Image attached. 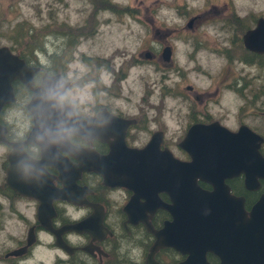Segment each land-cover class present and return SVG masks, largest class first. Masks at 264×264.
<instances>
[{"label":"rangeland","instance_id":"rangeland-1","mask_svg":"<svg viewBox=\"0 0 264 264\" xmlns=\"http://www.w3.org/2000/svg\"><path fill=\"white\" fill-rule=\"evenodd\" d=\"M233 12L239 15L241 20L236 22L240 23L229 21L224 29L225 14ZM194 13L199 18L188 30ZM260 15H264V0H0V46L13 44L6 37L10 33L7 29L27 22L33 28L31 37L44 41L45 52H36L37 61H47L53 72L65 71L72 81L71 89L84 94L83 104L106 100L108 94L100 91L112 92L114 98L109 102L117 104L121 114L139 120L133 130L137 143H146L153 131L162 129L165 144L178 152L176 142L188 113L192 117L210 115L231 130L243 123L264 134V58L261 64L245 53L240 41L243 31ZM167 44L172 49L169 65L156 56ZM220 44L223 49L238 45L232 55L245 60L224 61L225 54H219L223 59L219 58L211 50ZM27 45L21 43V50L25 48L27 57L35 56V49L29 53ZM148 50L154 54L152 62L144 61ZM107 56L111 60L104 59ZM140 61L144 62L136 64ZM106 65L113 68L114 78L102 69ZM253 68L259 75L253 76ZM242 69L247 72L246 80L259 78L260 82L252 84H261V88L247 84L244 95L222 91V83H237ZM189 85L200 102L175 98V94L186 93L185 86ZM19 91L24 94L23 89ZM249 100L251 104L245 103ZM9 117L17 123L25 122L27 115L21 102ZM142 239L128 238L119 243L115 254L125 262V258L132 259L140 252ZM41 240L45 247L35 249L29 264H60V258L64 264L70 260L78 264L76 256L68 257L52 247L50 236L43 234Z\"/></svg>","mask_w":264,"mask_h":264},{"label":"flooded vegetation","instance_id":"flooded-vegetation-1","mask_svg":"<svg viewBox=\"0 0 264 264\" xmlns=\"http://www.w3.org/2000/svg\"><path fill=\"white\" fill-rule=\"evenodd\" d=\"M215 10L218 9L215 8ZM238 16L239 15L234 12L225 14L223 18L224 20L222 21L224 24L226 23V26L223 27L224 25H222V27L227 29L229 21H233L234 24L240 23L236 22L241 20ZM260 17L264 18V15L254 17L252 25H249L240 36L244 52L255 57L259 61L261 58H264V51L258 53L250 48H246L242 37L249 29L256 25V22ZM197 18H199L198 13L190 15V22L187 23L188 30L193 28L192 23H195ZM223 28L219 30H224ZM231 30L237 33V30L234 27H232ZM167 47L169 48L170 57L166 60L163 56V51ZM194 48L197 49L198 47L194 46ZM213 48L214 49H212L211 52L216 54L219 58L222 54H225L224 57L222 56L224 59L221 57L224 61L228 59H231L232 61L245 60V57L242 59L236 55L235 57L232 55V53L238 49V45L237 47H234L233 44H229L223 49L224 47L220 44V46H214ZM222 50H224V53H222ZM144 53L146 55L145 57H147L144 61L152 62L154 60L152 59L154 58V54L151 51L148 50ZM171 53V46L167 44L161 48L156 56H160L165 64L169 65L172 62ZM50 58L51 57L49 56L48 59ZM104 59H107V61L111 60L108 56L104 57ZM24 60L28 66L40 67L33 77L34 86L39 85L45 74L48 76L59 74L62 80L68 82L65 90L71 89L73 86L72 81L68 78L65 71V73L51 71V68L47 66V61L41 62L36 60V62H34L32 60L28 61L26 58H24ZM144 61L137 62L136 64H142ZM251 63L252 62H250V64ZM253 64H255L260 70L258 64ZM243 65L246 64L243 63ZM102 69L108 74L110 73L113 78L115 77V73L112 72L113 68H108L106 65L102 67ZM251 72L253 76L259 75V71L255 68H253ZM246 73L247 72L244 69L241 70V75L236 79L237 83L234 86L229 84L231 80L222 83V91L234 92L235 95L237 93L244 95L243 90L247 89V84H251V86H256L260 89L261 84H252L260 82V79L246 80L244 77ZM100 82L106 84L103 79H101ZM12 85L15 93V101L4 105L0 112V125L6 129V141L0 142V146L3 148L2 152H0V264H29L33 259L35 249L40 246L45 247L42 245L43 243L41 240V235L43 236V234L52 238V247L60 250L68 257L76 256L78 264H222L220 256L212 249L204 251V260H197L195 254L199 249V246L195 247V245L190 243L185 245L177 242L179 246L163 245L156 248L152 254L150 253L152 244L156 240V234L153 233L152 230H148L146 222L149 223V227H152L154 231H159L163 229L167 221L172 220L170 211L166 209L164 205L161 206V204H159V202L167 205L172 204V199L164 190L156 192V197L158 199L153 197V191H156L160 187L157 183H154L153 177L104 181L100 174L89 169V171L82 170L78 175L72 174L75 178L74 181L72 184L67 182L65 185L62 180L59 179V170L55 167L54 156L52 159H47L49 164L43 165L46 173L51 178L52 189L50 186H45L43 192H41L39 191L40 188L35 189L32 185L30 187V184L23 180L24 175L22 176L19 174L18 176L13 175V184L15 186V188H13L8 182L7 172V169L11 164L10 151L13 149L11 143L24 142L33 128L32 115L26 108V104L30 100L33 91L31 88L26 87L20 79H14ZM185 88L187 90L186 93L180 92L179 94H175L176 99H179L180 101H189L191 99L199 102L201 101L199 95L190 85L185 86ZM20 89H23V95L20 94ZM215 89L214 90L218 92L216 86ZM100 90H102V87ZM100 92L108 94L107 97H104L107 101H101L98 99L95 100V102H88L87 104L82 103L79 105L77 116L84 119H90L87 122L82 121L83 127L81 129L84 133L81 135L74 134L71 139L65 140L63 143L54 144V146L64 147V149H58L57 154L68 158L70 164L74 167L72 171H74L75 165L78 164L79 159L68 152V146L71 144L73 147L81 149L84 154L93 153L101 156L109 154L113 149H117L123 153L126 152L127 155V151L129 150L144 147L152 134L158 131L160 132L161 139L158 147L160 148L159 151L167 149L172 152L173 156L178 160L188 161L190 160L188 150L179 146V143L184 139L188 130L193 127L194 124L205 125L218 121L211 119V116L207 114L204 116L192 117V115L188 113V119L182 125L183 127L180 136H178L179 139L176 142L178 152L170 150L165 144V140L163 139V133L165 130L163 132L162 129L153 131L146 143L139 144L134 140L133 133V130H135V127L137 126V122H139L138 118L135 116L128 117L121 114L122 112L119 110L117 104H114L113 101L109 102L110 99L114 98L112 92ZM251 101L252 100H249L245 103L251 104ZM18 102H21L24 106L27 115V118L23 123L14 122L11 120V117H9V112L13 110ZM120 119L122 121L129 120L130 122L122 127ZM252 130L264 139V134L256 131L255 128ZM260 147L261 153L264 154V140ZM22 149L24 150L22 153L26 156L20 158L15 157L19 163L25 164L28 159L36 161L42 160V152L39 145L35 143H23ZM24 169H26L27 173V171H32L30 169L33 168L31 165L29 167L27 165ZM196 181L203 191L208 192L213 189L212 184H209L206 181H202L198 178ZM258 182V188L250 190L244 186L243 175L225 179V183L229 186V193L244 198L243 206L247 215L254 207L259 197L264 194V180L259 179ZM17 188L27 192L31 191L37 195L43 194L45 198L52 194V190H58V197H50V211L53 214L44 213L41 216H43V219H50V224L53 229H61L60 236L62 238V243L64 242L69 246L72 250L71 252H68L62 246H58L56 244L55 233L42 225L39 218L40 200L31 195L18 192ZM64 188L65 191H63ZM130 201H132L133 204L131 210L126 208ZM43 211H48V208L45 207ZM71 224H79L80 226L78 227V230L65 228ZM34 236L35 241L32 244H28V240H31ZM140 236L143 237V245H141L140 252L138 254H133L131 257L132 259L125 258L127 260L126 262L119 259L117 257V252L115 254L116 248H120L119 243L121 244V242L128 238L138 240ZM187 249L189 252L185 251ZM17 250H19V253L16 252ZM149 255L150 258L148 257ZM188 255H194L195 258L185 263ZM61 263L64 264L63 258H60V264ZM67 263L74 264V261L70 260Z\"/></svg>","mask_w":264,"mask_h":264},{"label":"water","instance_id":"water-1","mask_svg":"<svg viewBox=\"0 0 264 264\" xmlns=\"http://www.w3.org/2000/svg\"><path fill=\"white\" fill-rule=\"evenodd\" d=\"M242 40L246 48L258 53L264 51L263 17H260L256 25L243 35ZM163 52L167 60L170 57L169 48L167 47ZM39 69V66H28L9 46H0V112L4 105L15 101L12 85L14 79H20L33 91L26 104L33 118V128L24 142L11 143L13 146L10 151L11 164L7 172L8 182L13 188H15L13 175L18 176V174L24 175L23 180L27 181L30 187L32 185L35 189L40 188L41 192L45 186L51 187V178L43 165L49 164L47 159H52L54 156L59 179L65 185L74 181L72 174L78 175L82 170L89 171V169L98 172L104 181L158 177L153 179L154 183L160 186L153 191V197L158 199L156 192L161 190L170 195L172 204L167 205L162 202L159 204L170 211L172 220L166 222L159 231H154L146 222L148 230L156 234L151 254L163 245L179 246L177 241H174L175 236H179L188 237L191 242L199 245L195 254L197 260H204V251L212 249L220 256L222 264H264V194L259 197L247 215L243 206L244 198L231 195L229 186L225 183V179L243 175L244 186L255 190L259 186L258 180H264V154L260 152V145L264 139L260 135L243 123L236 130H230L218 121L205 125L194 124L179 143L180 147L188 150L190 155L188 161L178 160L167 149L159 151L161 141L159 131L152 134L144 147L129 150L127 155L126 152L117 149L101 156L93 153L84 154L81 149L71 144L68 146V152L79 159L72 171L74 167L68 158L57 154L58 149H64L63 146H54L47 137L44 140L37 138L43 135L44 128L54 129L61 119L66 118L53 108L50 102L41 98L42 90L57 83H62L66 88L68 82L62 80L59 74L50 76L45 74L39 85L34 86L33 77ZM89 120L76 115L69 120V125L75 124L78 128L75 134L81 135L84 133L81 129L82 121ZM120 122L123 127L130 121L120 119ZM5 133V127L0 125V141H6ZM23 143L39 145L42 160L28 159L26 165L19 163L15 157L26 156L22 153ZM27 165L28 167L31 165L33 169L26 173L24 168ZM197 178L212 184L213 189L208 192L203 191L197 184ZM17 191L40 200L39 218L42 225L55 233L58 246L71 252V248L62 243L61 229H53L50 219H43L41 216L44 213L53 214L50 211V199L58 197V190H52L54 194L46 198L43 194L39 196L31 191L19 189ZM45 207L48 211H43ZM132 207L130 201L126 208L131 210ZM79 226V224H71L65 228L78 230ZM34 241L35 236L28 240V244ZM185 251L189 252L188 249ZM16 252L19 253V250ZM148 257L150 258V255ZM194 258V255H188L185 263Z\"/></svg>","mask_w":264,"mask_h":264},{"label":"clouds","instance_id":"clouds-1","mask_svg":"<svg viewBox=\"0 0 264 264\" xmlns=\"http://www.w3.org/2000/svg\"><path fill=\"white\" fill-rule=\"evenodd\" d=\"M41 98L50 102L51 106L66 118L61 119L54 129L44 128L43 135H39L37 138L44 140L47 137L48 141L53 144L71 139L78 131V128L75 124L69 125V120L78 114L79 105L85 100L84 94L74 92L72 89L65 90L62 83H57L46 86L41 92Z\"/></svg>","mask_w":264,"mask_h":264},{"label":"trees","instance_id":"trees-1","mask_svg":"<svg viewBox=\"0 0 264 264\" xmlns=\"http://www.w3.org/2000/svg\"><path fill=\"white\" fill-rule=\"evenodd\" d=\"M33 28L30 24H28L27 22L25 21H21V22H18L14 25L11 26V29H7V33H9V35H7L6 37L13 43L11 46H9L11 48V50L15 53H17L19 56L21 57H24L26 58L28 61L32 60L34 62H36V55H38V51H42V52H45V48L43 47V42L41 40L40 37H31L30 35V31H32ZM37 39H40L38 42ZM36 40V41H35ZM25 44V43H28L27 47H30V52L31 53V50L34 48L35 51V56H29L27 57L28 55H26L25 53V48L24 50L22 51L21 48H20V44ZM37 50V51H36ZM261 64L263 62V59L261 58V60L259 61Z\"/></svg>","mask_w":264,"mask_h":264},{"label":"bare ground","instance_id":"bare-ground-1","mask_svg":"<svg viewBox=\"0 0 264 264\" xmlns=\"http://www.w3.org/2000/svg\"><path fill=\"white\" fill-rule=\"evenodd\" d=\"M81 131V130H80ZM82 132V131H81ZM84 132V131H83ZM158 177H153V179H157ZM177 232H175V234H176ZM177 241V242H181V243H185V244H187V243H190V244H193V245H195V247H197V246H199L197 243H195V242H191L190 240H189V238L188 237H186V238H181V237H179V236H175V238H174V241Z\"/></svg>","mask_w":264,"mask_h":264}]
</instances>
